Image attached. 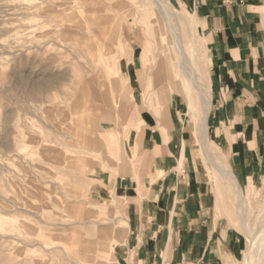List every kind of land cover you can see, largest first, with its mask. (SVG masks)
I'll list each match as a JSON object with an SVG mask.
<instances>
[{"label":"rangeland","instance_id":"obj_1","mask_svg":"<svg viewBox=\"0 0 264 264\" xmlns=\"http://www.w3.org/2000/svg\"><path fill=\"white\" fill-rule=\"evenodd\" d=\"M82 1L0 0V264H84L92 253L106 259L91 264H141L121 188L144 173L142 142L157 123L169 136L185 124L184 150L206 183L211 220L234 249L225 264H244L249 243L236 193L204 162L175 80L179 57L162 41L163 20L149 13L146 31L138 0H91L93 7ZM167 1L186 17L179 24L187 49L214 93L212 150L233 171V123L218 117L222 95L204 65L209 31L198 29L206 47L192 43L189 19L195 11L204 23L200 11L191 0ZM133 146L140 165L130 160ZM250 186L255 222L264 215L263 169Z\"/></svg>","mask_w":264,"mask_h":264},{"label":"crops","instance_id":"obj_2","mask_svg":"<svg viewBox=\"0 0 264 264\" xmlns=\"http://www.w3.org/2000/svg\"><path fill=\"white\" fill-rule=\"evenodd\" d=\"M191 2L209 31L204 65L211 66L213 87L222 95L218 117L233 123L228 128L229 137H235L232 168L244 191H251L252 175L264 170V0ZM166 121L160 116L159 122ZM180 125V135L175 129L174 135H164L158 123L148 129L142 142L144 173L122 183L138 259L141 264L232 262L234 249L225 247L213 225L208 189L184 150L185 124ZM133 147L132 163L140 165V151Z\"/></svg>","mask_w":264,"mask_h":264},{"label":"bare ground","instance_id":"obj_3","mask_svg":"<svg viewBox=\"0 0 264 264\" xmlns=\"http://www.w3.org/2000/svg\"><path fill=\"white\" fill-rule=\"evenodd\" d=\"M82 3L87 7L95 6V2L91 0H83ZM136 6L141 14L140 23L144 27L147 24L146 19L149 13H153L154 17H160L166 26L167 32L165 35H161L162 41L171 51H176L179 57L176 58L177 60L175 59V80L178 83L179 91L184 96L188 113L194 120V134L202 151L204 162L209 167V170H214L220 174L236 193L237 210L240 214V226L249 243L248 255L244 264H264V215L255 222L249 217L247 192L244 191L238 177L231 170L230 164L221 159L211 147L209 120L213 111L214 94L212 88L205 84L202 75L196 70L195 55H190L187 49L185 36L179 24L180 19H186V17L173 4L168 3L167 0H138ZM189 20L190 27L188 36L191 38V42L195 43V40L199 39L206 47L198 32L199 27L202 26V22L197 12L192 11ZM152 27L154 35V25ZM145 29L147 31L148 27H145ZM152 41L150 39L149 43L152 44ZM171 59L173 60L174 58ZM194 93L199 97V106L201 108L200 117L196 113L197 104L193 98ZM153 97L151 102L156 104V95L154 94ZM115 112L120 113L117 109ZM125 136L126 138L124 140L126 142L128 135L125 134ZM130 160L132 162L131 156ZM114 245L112 244V246ZM105 259V255L92 253L85 257L84 264H91L97 260L104 261Z\"/></svg>","mask_w":264,"mask_h":264}]
</instances>
